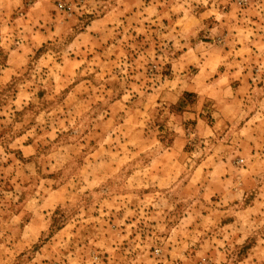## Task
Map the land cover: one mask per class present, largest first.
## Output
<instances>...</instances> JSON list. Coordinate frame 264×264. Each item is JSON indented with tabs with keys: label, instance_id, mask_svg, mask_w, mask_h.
I'll return each instance as SVG.
<instances>
[{
	"label": "rangeland",
	"instance_id": "rangeland-1",
	"mask_svg": "<svg viewBox=\"0 0 264 264\" xmlns=\"http://www.w3.org/2000/svg\"><path fill=\"white\" fill-rule=\"evenodd\" d=\"M0 264H264V0H0Z\"/></svg>",
	"mask_w": 264,
	"mask_h": 264
},
{
	"label": "trees",
	"instance_id": "trees-1",
	"mask_svg": "<svg viewBox=\"0 0 264 264\" xmlns=\"http://www.w3.org/2000/svg\"><path fill=\"white\" fill-rule=\"evenodd\" d=\"M188 95H190V94H188V93H186V95L185 96H182L179 100H180V103H179V105H181L182 104V100L184 99V98H186V96H188ZM183 98V99H182Z\"/></svg>",
	"mask_w": 264,
	"mask_h": 264
},
{
	"label": "built area",
	"instance_id": "built-area-1",
	"mask_svg": "<svg viewBox=\"0 0 264 264\" xmlns=\"http://www.w3.org/2000/svg\"><path fill=\"white\" fill-rule=\"evenodd\" d=\"M59 7H60L61 9H63L64 5L61 4Z\"/></svg>",
	"mask_w": 264,
	"mask_h": 264
}]
</instances>
